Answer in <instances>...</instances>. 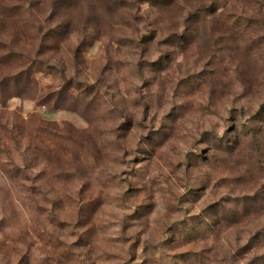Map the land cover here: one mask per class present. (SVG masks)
Listing matches in <instances>:
<instances>
[{
    "label": "rangeland",
    "instance_id": "obj_1",
    "mask_svg": "<svg viewBox=\"0 0 264 264\" xmlns=\"http://www.w3.org/2000/svg\"><path fill=\"white\" fill-rule=\"evenodd\" d=\"M0 264H264V0H0Z\"/></svg>",
    "mask_w": 264,
    "mask_h": 264
}]
</instances>
